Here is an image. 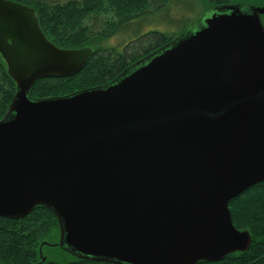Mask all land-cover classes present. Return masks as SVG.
Instances as JSON below:
<instances>
[{
  "label": "water",
  "instance_id": "1",
  "mask_svg": "<svg viewBox=\"0 0 264 264\" xmlns=\"http://www.w3.org/2000/svg\"><path fill=\"white\" fill-rule=\"evenodd\" d=\"M261 16L264 4L218 7L105 86L31 100L35 82L76 75L91 50L54 46L33 9L0 0V56L16 86L0 120V218L48 208L53 246L79 259L245 253L250 235L228 204L264 182Z\"/></svg>",
  "mask_w": 264,
  "mask_h": 264
},
{
  "label": "trees",
  "instance_id": "2",
  "mask_svg": "<svg viewBox=\"0 0 264 264\" xmlns=\"http://www.w3.org/2000/svg\"><path fill=\"white\" fill-rule=\"evenodd\" d=\"M10 1L34 10L42 33L54 46L91 50L76 75L35 82L28 94L31 100L66 97L109 84L130 66L176 39L213 7L262 5L261 0ZM261 18L264 27V16ZM15 94V83L0 56V120ZM228 209L234 228L249 233V249L217 262L196 264H264V182L232 199ZM58 240V220L46 207H34L19 220L0 218V264H116L76 257L63 263L45 258L40 263L43 250Z\"/></svg>",
  "mask_w": 264,
  "mask_h": 264
},
{
  "label": "rangeland",
  "instance_id": "3",
  "mask_svg": "<svg viewBox=\"0 0 264 264\" xmlns=\"http://www.w3.org/2000/svg\"><path fill=\"white\" fill-rule=\"evenodd\" d=\"M261 1H262V5H263L264 2H263V0H261ZM262 5H258V7H260ZM114 42L115 41H113V43ZM59 238H60V233H59ZM58 242H59V240H58ZM58 242H54L55 244H53V245L58 244ZM48 245H49V243L48 244L46 243V246H48ZM53 245H49L50 247H47L46 249L43 250L44 258H48V259H50L52 261H56V262H59V263L67 262V261H70V260L75 258L73 255L65 252L62 249L54 248ZM41 258H43L42 255H41Z\"/></svg>",
  "mask_w": 264,
  "mask_h": 264
},
{
  "label": "flooded vegetation",
  "instance_id": "4",
  "mask_svg": "<svg viewBox=\"0 0 264 264\" xmlns=\"http://www.w3.org/2000/svg\"><path fill=\"white\" fill-rule=\"evenodd\" d=\"M234 5H241V4H234ZM249 6V5H248ZM252 7H258V6H252ZM218 7H213L210 11H211V13L214 11V10H216ZM209 12V11H208ZM207 12V13H208ZM203 15H205V14H203ZM203 15H201L196 21H194L193 23H191L186 29H188V28H191V27H193V26H195V25H199L198 23L200 22V20H201V17L203 16ZM262 19V18H261ZM198 27V26H197ZM186 29L184 30V31H186ZM179 37V36H178ZM170 43V42H169ZM168 43V44H169ZM166 46V45H165ZM164 46V47H165ZM162 49V48H161Z\"/></svg>",
  "mask_w": 264,
  "mask_h": 264
}]
</instances>
